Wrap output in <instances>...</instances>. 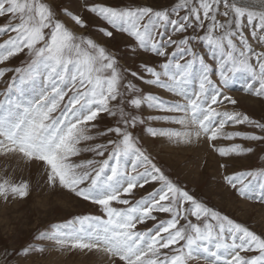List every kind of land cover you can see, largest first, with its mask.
<instances>
[{"label": "snow or ice", "instance_id": "snow-or-ice-1", "mask_svg": "<svg viewBox=\"0 0 264 264\" xmlns=\"http://www.w3.org/2000/svg\"><path fill=\"white\" fill-rule=\"evenodd\" d=\"M85 7L165 62L159 70L141 65L149 78L122 69L105 47L67 27L43 0H0V17L9 18L0 27V35L11 33L0 42V64L18 54L28 57L24 66L14 69L16 75L9 85L17 95L0 103V152L43 162L49 186L61 187L103 210V216L77 217L79 228L69 221L57 225L51 234L41 233L40 239L52 240L60 247L103 251L112 264H188L193 259H203L204 264H264V234L206 206L171 181L129 131L146 121L125 109L127 104L135 110L142 106L159 110L162 114L148 119L179 125V129L147 127L145 131L178 144L202 136L209 142L223 137L264 143V118L214 107L237 104L224 93L237 74L248 77L243 91L264 98V50H257L264 46V0H179L164 10L87 3ZM65 13L76 25L85 26L80 15ZM169 26L171 33L191 30L193 34L173 39ZM99 30L112 36L107 29ZM198 30H203L202 34L195 35ZM193 43L210 49L218 83L211 79L212 66L194 51ZM170 46H174L171 53L167 51ZM10 70L0 67V77ZM128 72L180 99L141 94L132 81L125 83ZM101 113L118 117L117 125L94 132ZM226 125H247L252 131L226 132ZM110 133L117 138L107 145L81 147L83 142ZM108 146L112 151L107 159L79 163L74 159L84 151L102 157ZM211 146L221 157L252 151L235 143ZM224 179L240 197L264 202V171H241ZM150 182L160 186L135 200L123 198ZM28 194L27 181H0V196L5 200L9 196L23 199ZM113 202L124 207L113 206ZM156 213L168 218L159 219ZM148 221L155 223L140 230L138 226ZM21 251L27 254L33 249Z\"/></svg>", "mask_w": 264, "mask_h": 264}, {"label": "rangeland", "instance_id": "rangeland-1", "mask_svg": "<svg viewBox=\"0 0 264 264\" xmlns=\"http://www.w3.org/2000/svg\"><path fill=\"white\" fill-rule=\"evenodd\" d=\"M43 2L48 3L57 13L58 18L71 30L77 34L86 35L105 47L107 52L115 57L122 69H130L149 78L141 69V65L147 64L159 70V65L165 62V58L139 48L133 37L111 27L94 13H90L85 7V3L114 7L147 6L155 10H164L170 9L179 0H43ZM65 10L80 15L85 21V26L76 25L66 15ZM181 14H183V10H181ZM218 19L223 21L225 18L218 16ZM8 20V17H0V27L8 23ZM12 22L15 23L16 21ZM101 28L111 31L112 36L104 35L99 30ZM202 31L198 30L195 35L202 34ZM169 32L173 39L182 38L185 34H193L191 30L188 33H171L170 26ZM10 34L0 35V42L7 39ZM216 34L219 35V32ZM245 34L249 37L250 42L255 44L251 40L250 30H246ZM193 48L199 56L204 58L206 63L212 66L211 79L218 83V78L215 75L216 65L210 55V49L199 43H193ZM173 50L174 46L167 49L169 53ZM257 50H264V46H258ZM27 60L26 55L18 54L0 64V67L11 69L3 77H0V103H6L7 100L13 99L17 95L14 88L11 91L9 90V85L13 83V78L16 75L14 69L24 66ZM247 80L246 75L237 74L232 84L224 89L226 96H231L237 101L235 106L220 104L214 107H217L219 111H240L257 120L264 118V98L253 97L243 91ZM127 81H132L137 85L141 89V94L150 92L159 94L167 100L180 99L166 90L147 85L142 80L132 77L131 72L127 73L125 83ZM125 109L142 116L146 121L143 125L130 128L129 131L138 138V146L150 156L157 167L171 181L188 191L206 206L217 210L238 223H242L257 234H264V202L255 197L251 199L240 197L224 179L226 175L238 174L241 171H264V143L247 141L241 138L227 140L223 137L214 142H209L206 137L202 136L198 139L193 138L191 143L178 144L170 141L167 137L158 136L154 138L145 131L147 127H173L179 129V125L148 119L149 116L162 114L159 110L148 109L145 106L135 110L127 104H125ZM117 122L118 117L101 113L95 121L97 129L94 132H103L109 127L116 126ZM225 131H252V129L247 125H226ZM116 138L114 133H110L83 142L81 147H92L96 144L107 145L109 140H115ZM213 143L216 147L228 146L233 143L241 144L244 147H251L252 151L221 157L211 146ZM110 151H112V147L108 146L105 155L102 157L96 156L93 152L84 151L74 159L78 163L87 160L101 161L108 158ZM127 163L130 171V158ZM221 164H224L225 167L222 168ZM138 170L142 171L143 169ZM3 180L13 183L27 181L29 194L23 199L9 196L5 200L4 197L0 196V264H112V258L103 251L72 249L70 246L60 247L52 240L40 239L41 233L51 234L57 230V225H65L69 221L73 222V227L79 228L80 224L76 220L77 217L85 215L103 216V210L99 205L77 197L61 187L49 186L46 165L35 160L29 161L18 154L0 152V181ZM254 183L256 184V190L259 191V184ZM159 186V182H150L144 188H135L133 190L134 195L123 198L135 200ZM113 206L124 207L115 202H113ZM156 215L159 219L168 218V215L164 213H156ZM189 219L194 223L197 222L191 216H189ZM154 223L155 221H148L138 227L140 230H145L152 227ZM181 223L183 224L185 221L181 220ZM37 246H41L43 251L35 250ZM25 247L32 248L33 251L25 254L21 251ZM188 264H204V261L203 259H193L188 261Z\"/></svg>", "mask_w": 264, "mask_h": 264}, {"label": "bare ground", "instance_id": "bare-ground-1", "mask_svg": "<svg viewBox=\"0 0 264 264\" xmlns=\"http://www.w3.org/2000/svg\"><path fill=\"white\" fill-rule=\"evenodd\" d=\"M33 161V160H32Z\"/></svg>", "mask_w": 264, "mask_h": 264}]
</instances>
